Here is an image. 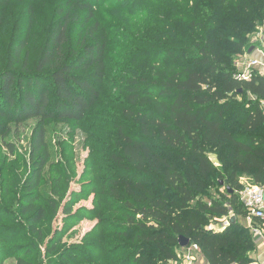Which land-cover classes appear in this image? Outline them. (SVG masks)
<instances>
[{
    "label": "rangeland",
    "instance_id": "374dc122",
    "mask_svg": "<svg viewBox=\"0 0 264 264\" xmlns=\"http://www.w3.org/2000/svg\"><path fill=\"white\" fill-rule=\"evenodd\" d=\"M214 1H0V72L10 66L34 72L52 50L53 32L66 22L65 44L45 68L46 75L60 63H74L78 56L84 55L86 47L105 46L104 75L96 83L97 99L85 117L81 121H43L50 160L38 189L39 200L34 203V212L43 208L48 213L43 223H32L34 212L28 215L21 212L27 200L23 184L31 170L32 135L41 119L20 123L0 116V264H133L141 256L165 261L163 249L177 256L169 264H185L187 257L194 264L200 263L192 244L182 249L178 243L166 241L159 246L141 240L139 229L131 222L134 213L126 202H143L165 195L164 199L177 214L198 216V201L207 204L211 199L218 200L225 193L221 185L225 182L212 177L205 183V194L181 211L178 193L160 183L156 173L151 170L139 173L127 164L120 132L167 158L180 172L188 166L182 151L165 149L156 137L143 138L139 122L126 118L124 111L133 108L128 98L136 91L132 84H140L143 78L156 82L159 76L173 73L180 65L176 58L184 61L186 30L189 34L193 32L190 24L202 20L206 4L213 10ZM262 36L261 26L250 35L252 48L260 47ZM234 57L237 75L242 70L244 55ZM94 72L90 68L87 73L81 70L77 74ZM246 101L255 102V98L247 94L237 99L242 105ZM233 110L226 115L227 125L234 134L242 136L243 115H239L238 107ZM207 157L220 168L217 156L210 150ZM239 180L244 185L253 183L246 175H239ZM136 184H141V189ZM204 225L210 228L213 222L208 220ZM170 237L176 238L173 234Z\"/></svg>",
    "mask_w": 264,
    "mask_h": 264
},
{
    "label": "trees",
    "instance_id": "16d2710c",
    "mask_svg": "<svg viewBox=\"0 0 264 264\" xmlns=\"http://www.w3.org/2000/svg\"><path fill=\"white\" fill-rule=\"evenodd\" d=\"M214 5L210 10L206 4L202 20L190 24L194 28L192 33L186 30L188 45L184 61L176 58L180 65L173 73L159 76L156 82L143 78L140 84H132L136 91L128 98L135 110L124 111L126 118L139 122L143 138L156 137L165 149L182 151L188 166L180 172L174 163L144 143L131 140L123 132L120 136L127 164L139 173L150 170L156 173L160 183L178 193L181 211L205 194V183L212 177L225 182V193L207 204L199 200L198 216L177 214L164 199L165 195L143 202L127 201L126 207L134 213L131 222L139 229L144 242L161 246L160 243L167 241L179 245V238L183 236L191 239L192 246L199 248L209 264H250L256 244L249 230L235 223L220 232L209 230L204 222L219 224L231 215L249 218L240 203L239 194L244 186L239 175L249 176L253 184L264 188V134L254 135L264 133V76L254 74L245 80L234 74V56H245L253 47L250 35L264 27V0H215ZM67 27L66 22L55 29L52 50L34 72L17 70L14 66L0 72V116L20 123L31 118L41 119L32 135L31 170L23 184L27 199L21 207L24 215L35 211L43 171L50 160L43 121H81L95 103V86L104 75L105 46L102 44L86 47L84 55L78 56L74 63H60L51 74H45L55 53L60 54L63 49ZM90 68L95 72L77 74L81 70L87 73ZM247 94L255 102L238 104L237 99ZM233 107H238L239 115H243L240 124L245 134L242 136L234 134L227 125L226 115H231ZM209 150L217 156L220 168L207 157ZM135 187L141 189V184ZM127 190L134 197L130 186ZM47 216L45 209L40 208L31 215L32 223H43ZM169 233L176 238L172 239ZM162 252L165 261L141 256L133 264H169L177 260L168 250Z\"/></svg>",
    "mask_w": 264,
    "mask_h": 264
},
{
    "label": "built area",
    "instance_id": "2783aa9c",
    "mask_svg": "<svg viewBox=\"0 0 264 264\" xmlns=\"http://www.w3.org/2000/svg\"><path fill=\"white\" fill-rule=\"evenodd\" d=\"M258 57L256 59H250L248 54L243 57L241 62L242 70L237 74L238 79L249 80L254 75V70H257V74L264 76V36L260 41V47L257 48ZM238 66V65H237ZM256 75V74H255ZM264 108V104H263ZM240 203L244 206L249 214V218H255L260 221L256 231L260 236H264V188L248 183L244 186L243 191L239 194ZM228 218H225V225H228ZM219 228L212 226L210 230H218ZM195 251H200L195 245L192 246ZM190 260V257H187Z\"/></svg>",
    "mask_w": 264,
    "mask_h": 264
},
{
    "label": "crops",
    "instance_id": "0c3cea01",
    "mask_svg": "<svg viewBox=\"0 0 264 264\" xmlns=\"http://www.w3.org/2000/svg\"><path fill=\"white\" fill-rule=\"evenodd\" d=\"M256 50H257V47L252 52V54H248V56H249L250 59H256L258 57V54H257V51ZM241 184L243 186H245L242 182H241ZM245 184H248V183L245 182ZM233 216L234 215H231L230 217H227L228 218L227 219L228 220V225H225V229L228 226H230V219ZM236 223L240 224L245 229H247V230L250 231V233L253 236L254 242L256 244V249L251 254V257H252L253 261L250 264H264V236H260V234H258L257 231H256V228L258 227V225H259L260 222L259 221L256 222L253 218L251 219V218L236 217ZM223 224H225V219L221 223H219V224H213L212 226H215V227L219 228L216 231L223 232L224 231V228L222 227ZM212 226H210V228ZM210 228H208V229L210 230ZM197 252H198L199 255H201L200 251H197ZM199 255H197L196 258H198V261L200 260V263L197 262L196 264H209L202 255L201 256H199ZM185 264H194L192 258H190V260H187L185 262Z\"/></svg>",
    "mask_w": 264,
    "mask_h": 264
},
{
    "label": "water",
    "instance_id": "95a60500",
    "mask_svg": "<svg viewBox=\"0 0 264 264\" xmlns=\"http://www.w3.org/2000/svg\"><path fill=\"white\" fill-rule=\"evenodd\" d=\"M254 50H255V48H252V49L249 51V53H252ZM221 185H224V183L222 182ZM235 223H236V217L233 216V217L230 219V225H231V224H235ZM178 242H179V246H180V248H182V249L188 248V247L191 245V239L186 238V237H183V236H181V237L179 238V241H178Z\"/></svg>",
    "mask_w": 264,
    "mask_h": 264
}]
</instances>
